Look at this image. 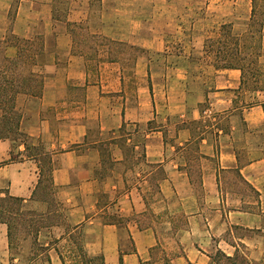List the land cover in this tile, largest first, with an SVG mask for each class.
Listing matches in <instances>:
<instances>
[{"label": "crops", "instance_id": "1", "mask_svg": "<svg viewBox=\"0 0 264 264\" xmlns=\"http://www.w3.org/2000/svg\"><path fill=\"white\" fill-rule=\"evenodd\" d=\"M172 1L0 0V41L43 43L40 91L16 97L25 140L0 139V196L57 213L50 227L78 230L105 264L152 261L158 245L167 264H212L258 243L238 230H264V90L200 58L207 29ZM223 2L205 25L239 23Z\"/></svg>", "mask_w": 264, "mask_h": 264}, {"label": "rangeland", "instance_id": "2", "mask_svg": "<svg viewBox=\"0 0 264 264\" xmlns=\"http://www.w3.org/2000/svg\"><path fill=\"white\" fill-rule=\"evenodd\" d=\"M218 1L220 0H173L170 7L171 16L174 19L183 17L187 23L191 19L190 28L194 30L207 29L204 38L205 53L200 55V58L206 56L207 60H212L219 65L226 62L241 64L244 67L245 87L264 90V0H255V3L237 0L239 4L235 9L232 0H224L220 11L239 23L233 25V21H228L218 25L216 20H209L205 25L202 20L207 16L215 15ZM249 7V20L242 21L248 14ZM252 7H254L253 13H251ZM216 49H219L220 53L216 54ZM130 55L131 58L133 55L135 57L136 50L133 49ZM251 70L256 71L255 77L251 76ZM5 139L15 142L25 140L24 136L14 133L8 134V138ZM1 204L9 206L7 209L12 211V217L7 218L6 213L1 216L5 221H9L11 243L3 252H0V264H61L60 258L66 264H72L73 256L77 251L76 247L82 246L78 230L72 231L67 226L65 228L50 227L64 225L63 219L57 213L58 217L55 213L40 216L32 211L22 210L19 202L6 198ZM68 231L72 232L71 235H68ZM236 235L253 237V240L258 241V243L240 244L237 248L253 262L264 264V230L254 232L238 230ZM45 240L49 241L47 246L43 244ZM158 247L160 249L159 245ZM52 248L54 250H49ZM159 249L156 255L157 260L161 264H167L163 260V254L159 253ZM215 252L214 249L210 255L212 256ZM51 256L54 258L53 261ZM156 258L143 264H151Z\"/></svg>", "mask_w": 264, "mask_h": 264}, {"label": "trees", "instance_id": "3", "mask_svg": "<svg viewBox=\"0 0 264 264\" xmlns=\"http://www.w3.org/2000/svg\"><path fill=\"white\" fill-rule=\"evenodd\" d=\"M251 0V3H255ZM254 7L251 9L253 13ZM12 46L15 48V53L10 55L6 48ZM212 46V45H211ZM210 46V47H211ZM43 43L41 41H31L28 39L9 38L8 41H0V139L8 138V134L14 133L22 135L19 130L20 112L16 107V97L20 93L38 94L42 85V79L33 67L37 63V56L42 53ZM225 52V51H224ZM216 54L220 53L216 49ZM226 54V52L224 53ZM224 66L237 67L242 72L244 77V67L241 64L234 62H226ZM251 76L255 77L256 71L251 70ZM20 202L18 198L11 196H0V222L7 224L8 244L11 243V231L9 221H5L1 216L6 213L7 218L12 217V211L3 206L1 202L4 199ZM16 213V212H15ZM37 231V229H35ZM77 231V230H73ZM71 235V231L67 232ZM80 233V232H79ZM234 251L228 255L217 249L211 256L213 264H263L262 262H253L243 252H239L237 246L232 244ZM76 254L72 259V264H105L102 255H88L83 247L77 246ZM61 259V264H66ZM49 262V258H47Z\"/></svg>", "mask_w": 264, "mask_h": 264}]
</instances>
